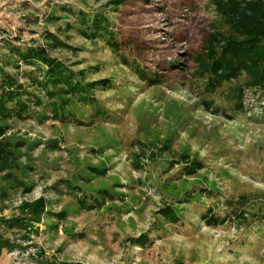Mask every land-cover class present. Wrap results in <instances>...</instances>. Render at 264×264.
Here are the masks:
<instances>
[{
    "label": "rangeland",
    "instance_id": "obj_1",
    "mask_svg": "<svg viewBox=\"0 0 264 264\" xmlns=\"http://www.w3.org/2000/svg\"><path fill=\"white\" fill-rule=\"evenodd\" d=\"M79 13L110 35L84 37ZM214 16L207 0H0L2 55L55 36L50 56L93 86L56 115L37 90L7 121L23 189L0 173V237L16 242L0 264H264V93L243 88L237 109L243 78L205 92L194 58ZM17 66L2 64L19 84L42 77ZM40 198L25 238L6 229Z\"/></svg>",
    "mask_w": 264,
    "mask_h": 264
},
{
    "label": "trees",
    "instance_id": "obj_2",
    "mask_svg": "<svg viewBox=\"0 0 264 264\" xmlns=\"http://www.w3.org/2000/svg\"><path fill=\"white\" fill-rule=\"evenodd\" d=\"M207 1L215 16L205 48L194 58L195 72L199 78L205 79L206 93H212L243 78V83L232 89L228 95L237 103V109H241L243 88L264 93V0ZM78 15V25H81L79 31L84 37L93 39L100 33L110 35L108 20L103 14H95L92 17L81 13ZM44 42L45 46L35 48H16L9 45L5 55L1 54L0 49V173L5 172L6 182L16 183L15 190L23 189L22 183L16 182L13 174L19 159L15 150L20 144H11L10 140L4 137L9 130L7 121L13 115L22 118L23 114L29 112V105H39V97L35 95L37 90H44L47 96H56L59 100L50 103L55 115L63 113L64 107L68 106L74 95H78L80 101L86 100L87 97L93 99L89 94L92 92V84L75 82L72 72L61 62L54 60L46 49L63 47L64 44L48 34H45ZM3 61L15 69L18 68L19 62L25 65L37 64L42 77H30L28 86L19 84L2 68ZM138 72L140 77L146 76L144 72ZM194 167L202 166L196 161ZM7 196V193L0 194L1 199ZM45 208L44 198L25 203L21 206L20 215L4 222V225H7L8 231L15 232L14 235H20L18 238H25V233L34 223L39 222ZM160 214L170 222L177 221L179 217L169 207H164ZM59 217L64 216L60 213ZM14 238L0 237V255L2 251L9 252L16 247Z\"/></svg>",
    "mask_w": 264,
    "mask_h": 264
}]
</instances>
